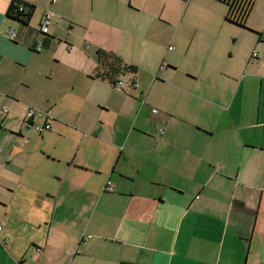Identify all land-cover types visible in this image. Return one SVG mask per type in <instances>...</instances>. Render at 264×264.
<instances>
[{
    "label": "crops",
    "instance_id": "0c3cea01",
    "mask_svg": "<svg viewBox=\"0 0 264 264\" xmlns=\"http://www.w3.org/2000/svg\"><path fill=\"white\" fill-rule=\"evenodd\" d=\"M12 1L0 264H264V0L245 27L218 0H17L38 11L27 25ZM100 51L135 69L109 80ZM31 106L51 128L17 143Z\"/></svg>",
    "mask_w": 264,
    "mask_h": 264
},
{
    "label": "trees",
    "instance_id": "16d2710c",
    "mask_svg": "<svg viewBox=\"0 0 264 264\" xmlns=\"http://www.w3.org/2000/svg\"><path fill=\"white\" fill-rule=\"evenodd\" d=\"M223 2L228 7V13L225 17V20L229 23L245 27L246 17L251 9L252 1L251 0H218ZM22 6L21 11L18 10V7ZM34 6L13 0L7 10V18L10 20L21 23L22 25H27L31 16L34 12ZM102 54L100 62L102 66L108 71V79L112 80L114 75L124 72H131L135 67H126L122 65V61L116 56L111 54H103L104 52H99ZM30 124V123H28Z\"/></svg>",
    "mask_w": 264,
    "mask_h": 264
},
{
    "label": "built area",
    "instance_id": "2783aa9c",
    "mask_svg": "<svg viewBox=\"0 0 264 264\" xmlns=\"http://www.w3.org/2000/svg\"><path fill=\"white\" fill-rule=\"evenodd\" d=\"M22 6L18 7V10L21 11ZM50 18L51 14L46 13L43 16V19L41 21V24L39 26V31L41 34L45 35L48 32V26L50 24ZM7 36L10 40L16 39V32L13 29H8ZM42 43L38 42L35 45L34 50L39 52L41 50ZM171 49V48H170ZM253 55H255L253 53ZM113 87L120 90H128V89H136L138 85L135 82H129L124 79H118L113 83ZM6 111V110H5ZM153 113H156L157 110L153 109ZM25 121L27 123H30V126L32 129H34L37 133L42 134L44 131H48L51 128V121L52 118L50 116V113L47 111H41L34 108H29L25 114ZM35 121H41V124L39 126H36L34 124ZM111 183L108 181L105 186V191L112 192Z\"/></svg>",
    "mask_w": 264,
    "mask_h": 264
},
{
    "label": "rangeland",
    "instance_id": "374dc122",
    "mask_svg": "<svg viewBox=\"0 0 264 264\" xmlns=\"http://www.w3.org/2000/svg\"><path fill=\"white\" fill-rule=\"evenodd\" d=\"M37 14H38V11H36V9H35V12H34V14H32V18H31V19H36ZM29 108H34V109H38V110H41V111H46V110H44V109H40V108L33 107V106H31V107H29ZM29 108H28V109H29ZM28 109H27V110H28ZM27 110H26V112H27ZM25 122H26V121H25ZM35 125H36V126H39L40 123L37 121V122L35 123ZM42 134H46V133L44 132V133H42ZM29 135H33L32 137L36 138L37 136H40L41 134L39 135V132L37 133V132L33 129V131H32L30 134H23V135H22L23 140H22V141L18 140L17 143H21V144H23V141H25L26 144H31V143H32V138H31V136H29ZM1 143H2V142L0 141V144H1ZM5 163H6V162H4V163L2 164V169H1L0 175H2L3 177L12 178V177L16 174V172L18 171V169H19V164L17 163V161H16L15 159H10V161H9V163H8L7 165H6ZM73 207H75V204L73 205Z\"/></svg>",
    "mask_w": 264,
    "mask_h": 264
}]
</instances>
